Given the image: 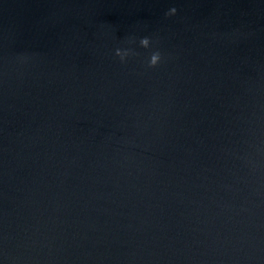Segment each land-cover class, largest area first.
I'll return each instance as SVG.
<instances>
[{
	"label": "water",
	"instance_id": "1",
	"mask_svg": "<svg viewBox=\"0 0 264 264\" xmlns=\"http://www.w3.org/2000/svg\"><path fill=\"white\" fill-rule=\"evenodd\" d=\"M0 264H264V0H0Z\"/></svg>",
	"mask_w": 264,
	"mask_h": 264
},
{
	"label": "clouds",
	"instance_id": "2",
	"mask_svg": "<svg viewBox=\"0 0 264 264\" xmlns=\"http://www.w3.org/2000/svg\"><path fill=\"white\" fill-rule=\"evenodd\" d=\"M177 14V9L175 7L171 8L166 15L167 16H174ZM129 43H135V40H130ZM140 45L145 49H151L153 45V41L150 37H143L140 39ZM115 55L119 57L121 63H127L129 57L138 56L139 53H137L134 49L131 48H117ZM165 57L164 54L160 50H154L150 52L149 58L147 60V67L150 69L157 68L161 65V63L164 61Z\"/></svg>",
	"mask_w": 264,
	"mask_h": 264
}]
</instances>
